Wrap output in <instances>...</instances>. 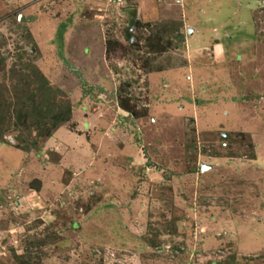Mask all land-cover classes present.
<instances>
[{
    "label": "rangeland",
    "instance_id": "rangeland-1",
    "mask_svg": "<svg viewBox=\"0 0 264 264\" xmlns=\"http://www.w3.org/2000/svg\"><path fill=\"white\" fill-rule=\"evenodd\" d=\"M32 67L73 110L25 154ZM0 105V264H264V0H0Z\"/></svg>",
    "mask_w": 264,
    "mask_h": 264
},
{
    "label": "trees",
    "instance_id": "trees-1",
    "mask_svg": "<svg viewBox=\"0 0 264 264\" xmlns=\"http://www.w3.org/2000/svg\"><path fill=\"white\" fill-rule=\"evenodd\" d=\"M131 21L132 25L135 24V12H132ZM136 25L139 26V23H136ZM172 28L173 27H170L169 31H167L164 36L168 35L169 38L171 34L175 33L174 31H172ZM177 34V37L183 40L181 29ZM161 36L162 34L158 31L153 34V38L151 37V39L160 38ZM129 37L126 38V43L130 42ZM160 42L161 45H158V47H160L161 50L166 48L164 44L170 46L169 40H166V42ZM150 51L154 52L156 50L154 48H151ZM152 68L153 66H146L144 69H146L147 71H144V73L149 74L151 72L161 71L160 69L156 70ZM19 76L20 78L18 80V84L20 88H22L23 102H21L19 110L16 111V125L21 128V135L14 136V139L19 143L17 147H15L26 154L31 150L37 151V149H39L40 143L37 142L38 138H41V140H43L41 142L43 145L44 140L50 138L54 132L64 126L72 116L73 107L68 100H65L62 103L58 101L59 91L52 92L49 83L46 81L43 74L36 68L32 67V69H29L27 74H20ZM119 105L123 110L134 116V111L127 110L126 104H123L121 102ZM20 118H23L24 122H21L19 124ZM9 119L10 106L8 105L7 107L5 105H0V145L6 143L4 142L6 135L4 131H2V126L9 125L7 124V121ZM32 130L35 132L34 137H32ZM24 133L27 134L25 138L23 137ZM20 144H22L23 146H21Z\"/></svg>",
    "mask_w": 264,
    "mask_h": 264
},
{
    "label": "water",
    "instance_id": "water-1",
    "mask_svg": "<svg viewBox=\"0 0 264 264\" xmlns=\"http://www.w3.org/2000/svg\"><path fill=\"white\" fill-rule=\"evenodd\" d=\"M191 32H192V29L191 28H188V34H191ZM226 136H227V134H224L223 137H226ZM208 169H210V166H206L204 164L201 165V171H206Z\"/></svg>",
    "mask_w": 264,
    "mask_h": 264
},
{
    "label": "built area",
    "instance_id": "built-area-1",
    "mask_svg": "<svg viewBox=\"0 0 264 264\" xmlns=\"http://www.w3.org/2000/svg\"><path fill=\"white\" fill-rule=\"evenodd\" d=\"M120 1V0H119ZM222 146H225V144L223 143Z\"/></svg>",
    "mask_w": 264,
    "mask_h": 264
}]
</instances>
